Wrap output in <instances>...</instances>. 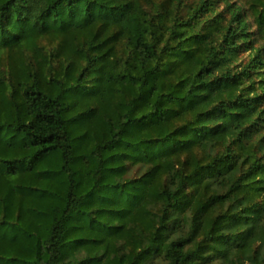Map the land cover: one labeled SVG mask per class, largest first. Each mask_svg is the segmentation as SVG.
Segmentation results:
<instances>
[{"label":"trees","instance_id":"16d2710c","mask_svg":"<svg viewBox=\"0 0 264 264\" xmlns=\"http://www.w3.org/2000/svg\"><path fill=\"white\" fill-rule=\"evenodd\" d=\"M0 264H264V0H0Z\"/></svg>","mask_w":264,"mask_h":264}]
</instances>
